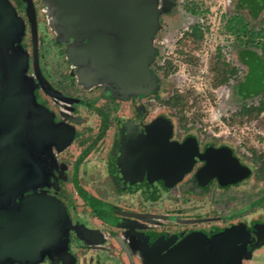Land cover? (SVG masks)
<instances>
[{"label":"flooded vegetation","instance_id":"af4514ba","mask_svg":"<svg viewBox=\"0 0 264 264\" xmlns=\"http://www.w3.org/2000/svg\"><path fill=\"white\" fill-rule=\"evenodd\" d=\"M0 1V8L6 6L11 12L14 9L12 16L8 14L10 18H7L8 15L5 13L0 14V67L4 69V74L1 70L0 74L4 77L12 75V81L8 80L4 83L5 91L0 97V103L4 101L8 93H12L10 103L4 107L3 112L8 110L12 113L13 107L20 109L19 112L24 111L20 129L15 130L16 133L22 135L24 149L28 152H24L20 164L17 165L16 170L21 172L20 176L13 177L7 184L13 189L16 186L21 187L32 183V179L37 174L33 158L47 163L42 166L47 168L48 176L52 177L48 188L45 187L43 191L64 204L70 216L71 227L79 231L72 229L69 236L73 255L76 258L84 257L85 252L92 251L96 253L93 259L96 264H101L104 260L108 264H127V262L135 264V255L141 264H144L141 256L143 247L145 250L155 251L162 255L190 235H203L210 239L232 226L242 225L249 238V243L246 244L247 252L253 250V247H264V220H250L247 226L230 224L225 227L223 225V214L229 212L233 206L229 205L226 200L223 206L222 196L218 195L219 198L216 199L213 194L209 193L212 197L208 203L214 208L215 214L204 216L202 213V204L205 200H209L207 194L212 188L222 190L238 186L252 177L256 178L260 171L261 181L258 185L264 189V156L261 151L253 148H249L248 153L247 147L250 145L248 138L242 140L240 135L235 133L230 139H225L222 134H201L199 138L193 133L176 138L173 122L164 115L152 119L141 127L138 120L148 113V109L141 106V97H136L141 94V85L129 80L116 81L112 78V74L111 76L108 74L109 70L106 65L103 66L96 62L91 56H83L81 52L82 47L95 37H106L115 43L119 41V37L116 35L113 37L114 34L101 29L88 32L83 22L70 23L63 20L58 0H56L60 15L58 21L54 17L56 16L54 12L48 10L46 1L49 0ZM157 1L158 6H162L163 2L166 6L170 2L174 4V0ZM247 1L249 3L247 6L235 7L243 9L242 11L248 14L246 17L241 15L240 18L252 25L254 16L256 17L264 9V0H256L259 6L255 13L254 0ZM238 16V14L230 16V21H228L232 24ZM260 25L258 29L252 25L253 29H246L245 32L237 30V26L229 31L233 35L229 43L237 46L242 44L245 48L241 51L244 54L243 64L247 71L243 82L251 72L250 62L254 54L257 59L264 61L253 50L254 45L261 48V44H264V15L260 17ZM227 28L233 27L227 25ZM157 34L158 31L152 38L154 55L148 65L152 78L153 74L157 75L159 69L156 66L158 52L154 47ZM261 52L264 53V48ZM10 61L14 62V67L9 69L6 65ZM77 61L81 65H85L88 61L87 66L101 69L91 74L95 78L94 85L84 84L91 80V77H87L73 64V62L77 64ZM22 70L34 91L31 97L29 95L28 97L31 99L34 96L37 104L41 106L38 108V113H33L35 107L30 100H28L30 104L27 102L29 108L25 109L23 100L15 84L13 85V78H20ZM90 71L93 72V70ZM226 71L232 77L236 73V68H228ZM108 76L110 78L106 80ZM1 80L0 77L2 85ZM222 80L227 82L225 78ZM93 91H96V94L93 95ZM155 93H151L146 98L142 97V100L155 102L157 98ZM97 100L101 102L100 105L95 102ZM110 101L130 103L137 115L136 121L126 120L123 123H115L118 132L117 141H113L110 149L105 151L98 149L97 146L104 142V136L109 134L111 128L109 111L116 107H111ZM90 111L97 112L96 115H92L95 117L94 122H97L95 124L88 122L94 119L90 117ZM17 115L19 116L18 112ZM158 118H164L171 123L170 142L182 144L187 140H192L199 155L224 149L240 166L249 170V175L235 184L222 186L218 178H212L204 186H200L197 174L204 168L206 161H196L190 171L173 187H167L162 180L150 183L146 175L141 182L130 184L128 178L120 176L121 148L128 140V131L135 132L137 136L144 135L145 127ZM4 125L8 124L2 120L0 132L7 130L8 127H2ZM32 142L38 147L37 149L32 146ZM46 144L50 146L44 147ZM57 150L59 151L56 152ZM91 167L94 168V176H97L94 183L91 180L89 182L86 172V169L90 172ZM104 180L107 181L108 187L110 185L115 196L108 197L101 192V198L95 196L90 198L79 186L80 183H84L85 186L91 188L94 184L104 183ZM173 190L179 194L171 199L162 196ZM81 197L89 204L90 213L87 217H83V221L87 223L76 227V217L72 209L77 199L82 200ZM261 200H264V195L259 196L257 202L260 203ZM253 203L254 201L251 205ZM4 208H10V206ZM231 217L225 216L223 219L227 221ZM118 218L128 220V223L123 226L120 221L116 220ZM97 230L100 232L98 236ZM124 233L129 237L128 243L123 239ZM80 234L86 240L82 239ZM259 238L261 239L258 240ZM125 257L128 260H125Z\"/></svg>","mask_w":264,"mask_h":264},{"label":"rangeland","instance_id":"374dc122","mask_svg":"<svg viewBox=\"0 0 264 264\" xmlns=\"http://www.w3.org/2000/svg\"><path fill=\"white\" fill-rule=\"evenodd\" d=\"M46 2L48 10L54 12L56 15L54 16L56 21L60 20L56 0ZM163 3L162 6H158L157 3L160 25L157 37L154 40V47L158 52L156 66L161 69H158L157 75L153 74L151 89L146 90L145 93L141 92V94L136 96L137 98L141 97V106L148 109L147 115L138 120L140 126L142 127L152 119L164 115L173 122L176 138L193 133L199 138H201V134H222L225 139H230L232 134L235 133L239 134L242 140L243 138L249 139L248 143L250 145L247 147L248 153L250 152L249 148H253L261 151L264 156V111L261 113L255 110H252L250 113L243 112L244 105H246V108L250 107V109H254L260 103L264 102V93L259 92L256 95L247 96L242 92V82L247 71L243 64L244 54L241 51L245 50V48L242 47L244 46L242 44H238L237 46L229 43L233 37L229 31L234 30V26H237V30H241L242 32H245L243 30L246 29H253V27L255 29L261 27L260 17L264 15V9L256 17L254 16L251 22L253 27L251 28L252 25L240 18L241 15L246 17L248 14L242 11L243 9L236 8L240 6V0H174V4L170 2L167 6L165 2ZM193 7L199 10L198 14H191L189 12L188 9ZM234 8L236 9L234 10ZM13 10L11 12L6 6H3L0 8V14L5 13L6 15L9 14L12 16ZM236 14L239 16L230 24V27L232 25L233 28H227L226 23L230 16ZM9 15L6 17L8 18ZM197 24L203 29L201 40H196L190 33L191 27ZM113 37L116 36L113 35ZM263 45L262 43L261 48L254 45L253 50L264 59V53L261 52V49L264 48ZM152 59L153 57L150 62ZM76 63L73 62L87 77H91V80H88L84 84L94 85L95 78L91 74L94 72L97 73L101 69L87 66L88 61L85 65H81L79 61ZM13 65L14 62L10 61L6 67L10 69L14 67ZM232 67L236 68V73L230 77L226 69ZM0 70L3 72V67H0ZM90 70H93V72ZM108 74L111 76V71ZM0 77L2 79L0 95H2L5 91L4 83L8 80L12 81V75L4 77V75L0 74ZM109 78L108 76L105 79L108 80ZM224 78L227 79V82H222ZM14 84L19 96L23 100L25 109H28V103L30 104L32 102V105L35 107V109L33 108V111H35L33 113H38V108L41 106L37 104L34 96L31 99L29 98L34 91L23 70L20 78H13ZM153 92L157 94L155 102H144V99L142 100V97L146 98ZM92 94H96V91H93ZM95 102L99 105L101 104L98 100ZM109 104L113 108L116 107L109 111L111 128L109 134L104 136V142L97 146L98 149L105 151L110 149L113 141H117L118 132L115 123H123L126 120L136 121L137 115L132 105L128 102L116 103V101H110ZM23 112H20L17 117L14 127L16 130L20 129ZM90 114L87 115L93 118L94 116L92 115H96L97 112L90 111ZM94 120L95 117L88 122L93 123ZM32 146L36 149L38 148L34 142H32ZM49 146V144H46L44 147L47 148ZM45 159L48 160V157L45 156ZM33 162L35 163L37 174L32 179V183L21 187L16 186L13 189H0V207L10 206L12 209L16 205L15 202H18L20 198L27 194H39L55 198L47 193L45 194L43 191L45 187L48 188V183L52 177L51 175L48 176L47 168L42 166V164L47 165V163L41 159L37 160L34 158ZM89 169L90 172L86 169L89 182L92 181L94 183L97 176H94V168L91 167ZM260 178L261 174L259 171L256 178L253 179L252 177L238 186L222 190L212 188L207 194L209 200H205L202 204V213H204V216H210L212 213L215 214L214 208L208 203L211 201L210 198L213 194L216 199L219 198L218 195L222 196L221 202L223 206L226 200L229 205L235 208V210L232 208L231 210L229 209V212L223 214L222 223L225 227L230 224H244L247 226L250 220L263 221L264 200H261L260 203L259 201L257 202L259 196L264 195L263 187L258 185L261 181ZM79 186L86 196L90 198L91 196L101 198V192H104L108 197L115 196L112 193L110 185L109 187L107 186L106 180L102 184H94L91 188L89 186L90 189L84 183H80ZM176 194H179V192L173 190L164 193L162 196L171 199ZM130 197L133 198V196ZM57 201L61 206V217L57 223L58 241L48 245V247L41 246L35 249L6 252L0 256V264H92L90 262L80 263V258H76L73 255L69 236L71 235L70 231L75 228L71 227L70 216L64 204L59 200ZM253 201L254 203L251 205ZM72 210L73 215L76 217V227L79 224L87 223L83 221V217H87L90 211L89 204L84 201V198L82 200L77 199ZM225 216L232 217L225 221L223 219ZM102 217L104 218L105 216ZM116 220L120 221L123 226L128 223V220L125 219L118 218ZM75 230L78 231L77 228ZM99 234L100 232L97 230V236ZM79 236L86 240L81 234ZM122 236L128 243V235L124 233ZM134 257L135 264H141L137 255ZM127 264L130 263L127 262ZM239 264H264V247H253V250L249 251L247 257L239 258Z\"/></svg>","mask_w":264,"mask_h":264},{"label":"water","instance_id":"95a60500","mask_svg":"<svg viewBox=\"0 0 264 264\" xmlns=\"http://www.w3.org/2000/svg\"><path fill=\"white\" fill-rule=\"evenodd\" d=\"M58 2L63 20L83 22L88 32L101 29L119 37L116 43L106 37L91 39L81 49L83 56H91L106 65L116 81H133L141 85L142 93L150 90L153 78L148 65L154 55L152 38L159 30L157 0ZM11 94L0 103V122L4 120L8 124L2 126L8 127L7 130L0 132L1 190L11 189L7 183L20 176L16 168L27 152L22 135L14 129L20 109L13 107L12 113L3 112L10 103ZM143 134L137 136L128 131V140L121 148L120 176L128 178L130 184L141 182L146 175L150 183L162 180L167 187H173L196 161H206L197 174L200 186L212 178H218L222 186L235 184L249 175V170L240 166L224 149L199 155L192 140L182 144L170 142L172 125L164 118L147 125ZM15 204L12 209L0 207V256L6 252L48 247L58 241L61 206L55 198L30 194ZM247 243L246 230L242 226H232L210 239L190 235L162 255L143 247L141 256L144 264H239L240 257L248 256Z\"/></svg>","mask_w":264,"mask_h":264},{"label":"trees","instance_id":"16d2710c","mask_svg":"<svg viewBox=\"0 0 264 264\" xmlns=\"http://www.w3.org/2000/svg\"><path fill=\"white\" fill-rule=\"evenodd\" d=\"M256 2H257L256 0H254L253 2V5L254 6L256 5L255 7H253L254 13L258 11L257 9L259 6L258 3ZM248 4L249 3L247 0H240V3H239V5L241 6H247ZM188 10L191 14L199 13V10L196 7L189 8ZM229 21L227 22L228 27H230V24H231ZM202 30H203L202 27L199 24H197L191 27L190 33L191 35L194 36L196 40H201L202 33H203ZM250 65H251V72L248 75V77L245 79V81L242 83V87H243L242 92L246 94L247 96H253V95L258 94L259 92L264 93V61L257 59L254 54V58L253 60H251ZM145 92L146 91H144L143 93ZM252 110H255L258 113H261L262 111H264V102L260 103L259 106L255 107L254 109L253 108L250 109V107L246 108V105L243 106V112L250 113Z\"/></svg>","mask_w":264,"mask_h":264},{"label":"crops","instance_id":"0c3cea01","mask_svg":"<svg viewBox=\"0 0 264 264\" xmlns=\"http://www.w3.org/2000/svg\"><path fill=\"white\" fill-rule=\"evenodd\" d=\"M85 256L84 257H79L80 258V263H87V262H90L92 264H96V262H94V258L96 256V253L95 252H92V251H87L85 252ZM90 259V260H89ZM101 264H108V262H106L105 260L101 262Z\"/></svg>","mask_w":264,"mask_h":264}]
</instances>
